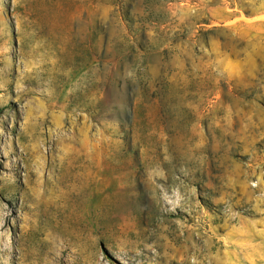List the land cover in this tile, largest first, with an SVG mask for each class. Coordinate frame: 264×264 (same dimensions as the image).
I'll use <instances>...</instances> for the list:
<instances>
[{"label":"rangeland","instance_id":"rangeland-1","mask_svg":"<svg viewBox=\"0 0 264 264\" xmlns=\"http://www.w3.org/2000/svg\"><path fill=\"white\" fill-rule=\"evenodd\" d=\"M97 260L264 264V0H0V264Z\"/></svg>","mask_w":264,"mask_h":264},{"label":"bare ground","instance_id":"bare-ground-1","mask_svg":"<svg viewBox=\"0 0 264 264\" xmlns=\"http://www.w3.org/2000/svg\"><path fill=\"white\" fill-rule=\"evenodd\" d=\"M49 223V222H48ZM53 238V237H52ZM49 247V246H48ZM186 260H183L182 262H181V264H187V262H185ZM99 262H100V260H97L96 262H95V264H99ZM192 264H195V263H192Z\"/></svg>","mask_w":264,"mask_h":264}]
</instances>
